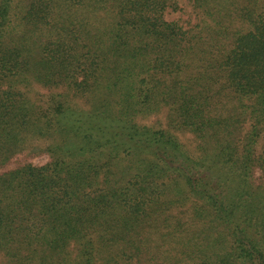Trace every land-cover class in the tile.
Returning <instances> with one entry per match:
<instances>
[{"label":"trees","instance_id":"1","mask_svg":"<svg viewBox=\"0 0 264 264\" xmlns=\"http://www.w3.org/2000/svg\"><path fill=\"white\" fill-rule=\"evenodd\" d=\"M178 2L0 0V264H264V0Z\"/></svg>","mask_w":264,"mask_h":264},{"label":"rangeland","instance_id":"2","mask_svg":"<svg viewBox=\"0 0 264 264\" xmlns=\"http://www.w3.org/2000/svg\"><path fill=\"white\" fill-rule=\"evenodd\" d=\"M199 11L194 9L193 0H179L177 5V10L172 11L169 10L167 12V20H179L181 23H188L189 21L195 23L200 17H198ZM44 92V91H40ZM169 110L167 108L162 109L159 113L139 116L138 123L141 125H147L150 127H154L156 129H168L169 128V118H168ZM175 135L179 138V140L186 146L188 150H194L197 144V139L192 132L185 130H175ZM41 150H38L40 153ZM29 162H32L36 166H41L45 164L48 159L45 154H38L35 156H30L28 158ZM261 176V173L258 171L256 174V179L258 180Z\"/></svg>","mask_w":264,"mask_h":264}]
</instances>
